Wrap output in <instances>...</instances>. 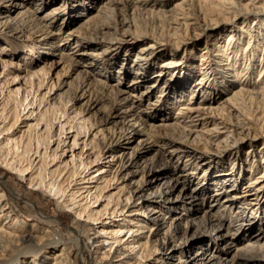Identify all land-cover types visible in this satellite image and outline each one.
I'll return each mask as SVG.
<instances>
[{
    "label": "rangeland",
    "instance_id": "374dc122",
    "mask_svg": "<svg viewBox=\"0 0 264 264\" xmlns=\"http://www.w3.org/2000/svg\"><path fill=\"white\" fill-rule=\"evenodd\" d=\"M107 1L0 0V21L3 20L2 15L9 14L10 17H13L17 11L23 10L22 4H25L30 14L32 13L31 23H35L36 20L40 21L39 24L27 30H23L20 26L16 29L13 26L14 20L11 21L12 26L10 27L0 24L1 190L7 196L8 204L12 206L15 214L26 224L21 231L31 229L27 225L34 223L42 225L43 229L49 227L52 230L61 232L64 238L73 240L77 232L76 228L78 231H85L90 227L98 229L111 225L113 221H121L119 222L120 225L127 224V220L128 223L133 221L142 223L147 216V212H142L141 209L151 204L167 209L168 212L166 218L160 221L157 229L159 239L167 235L168 231L171 232V237L167 238L169 239L168 248L165 251L166 256L162 264H177V262L181 264L179 259L176 258L178 256H181V260L185 261L186 264H201V261L196 257L199 251L205 253L202 255L208 257L207 259L211 257L210 255H214V257H221V260L225 258L227 261L233 254L237 253L235 248L245 241L243 237L240 240L238 239V242L233 240L232 237L235 236L234 232L237 225L230 226L229 232L231 235L226 236L224 240L215 238L212 240V234L215 235L217 231L213 230L214 222H210L209 226L206 225L205 228L208 234L206 233L195 244L191 245V242L195 241L193 236L195 227L190 226L188 219L191 218L194 212L193 208H196L194 215L200 216V218L207 214V211L212 207L214 209L219 208L221 199L231 193L229 189L240 191L245 186L247 177H251L243 176L246 172L243 169L244 171L241 173L238 182L230 186L229 183L234 176L231 180L226 176L225 179L229 180H224L225 187L223 188L225 189L223 190L225 191L222 194L213 196L212 193L215 191V187L210 184L201 192L204 193L202 204L199 200L191 204V194L197 192L196 196L201 197V193L198 192L200 190L199 186L196 184V177L198 174L199 177L201 175V172H198L205 167H209L208 172L211 174L209 173L208 181L211 182L213 181V178H211L212 173H215L220 167V162H224L222 167H230L229 159L212 152L211 155L222 159L213 168L214 163L209 166L210 157L203 159L201 154L194 149V145L188 142V137L181 139L173 137V140L168 138L171 137L172 134L170 135V133L172 132L162 127L161 123L172 122V116L176 114L177 105L170 100L172 93H169V90L167 91V88L164 87L165 83L163 82H165V79L163 81L160 79L156 85L155 83L150 84L155 76L153 70L157 68V62L164 56H153L149 63L144 64L142 61L146 59V56H141L136 61L135 53L140 45L148 40L151 41V39L147 37L133 39L131 37V42L127 44H123L119 40V37L124 38L121 36L119 28L124 23L129 26V20H132L140 28H147L148 32H152L153 37L160 36L163 40H170L171 37L164 35L165 21L167 19L173 20L176 16L178 19L175 20V23L181 24L182 16L188 9V2L182 0H152L150 4L138 6L133 10L128 1L119 0L120 2L115 3V0H112L110 5ZM36 3L40 5L37 7ZM179 3L184 6L182 10L178 5ZM54 5L58 9L52 15H47V10ZM106 5L114 7L112 14L115 15L114 19L116 18V20L111 21L112 23L107 28L100 27L101 29H98V23L105 18L100 8ZM194 16L191 15L186 19L191 25L195 24ZM28 17V13L21 15V18L25 20L29 19ZM117 20L120 24L117 23ZM198 22L208 31L211 30L214 39L221 30L236 28L233 22L228 24H212L199 20ZM130 29L133 28L131 26L129 29L127 28V30ZM49 30L51 32L48 34L47 31ZM52 31H56L58 34L51 35ZM67 33H71L69 37L66 36ZM64 37H68V39L66 41L65 39L61 40ZM75 40H78V45L74 47ZM205 41H207L205 37H201V40H192L190 44L186 45L185 50L180 51V55L186 58L185 62L193 70V76L191 75L190 79L185 80V78H182L185 81L186 89L187 87H193L199 76V58L202 57L204 60H208L211 57L210 49L211 42H213L211 38L207 42L205 50L207 52L204 53L206 56H203V54L200 56L202 47L206 44ZM59 42L61 44L58 45ZM59 48H62L63 53L68 52V54L62 55L64 58L59 56ZM72 52H74V55H72ZM72 56L75 61L77 59L76 62L71 60ZM80 61L83 64H90V67H87L88 69L86 66L84 67L86 72L81 73L84 68L81 66ZM138 64L143 65L146 74L143 70L140 73H144L146 78L143 77L137 81L133 79V76L138 72L133 70ZM118 70H122V72L118 73ZM167 73L169 72L167 71ZM257 77L256 70L249 75V83H259V81H255ZM91 78L94 79L91 88L96 86V89L102 90V84L106 83L109 88L118 90L117 97L119 99H102L97 105L91 103L87 99L89 98L90 87L85 86ZM131 80H134V82H131ZM220 81L221 79H215L208 89L222 85L223 83ZM205 84L209 85L207 81ZM250 85L249 89L258 90V86L250 87ZM160 87L164 88L165 96H159L163 93H160ZM187 91L184 99L189 96ZM197 92L201 94V90L195 91V93ZM219 93L215 95L214 103L221 100L226 92L221 90ZM125 96L127 98L123 99ZM68 97L71 99L68 103H65ZM159 100H162L166 108L162 113L167 115H161V112L157 110ZM144 105L151 108L138 112L140 107ZM102 106H106V109H103ZM126 110L127 112H123ZM109 112H111L110 117L107 115ZM139 113L140 117L143 116L146 120V125L141 124V121L134 122V118ZM144 114H147L148 117H145ZM15 115L17 119L14 122ZM148 131L151 133L148 135L152 137L149 138L150 140L146 135L149 133ZM167 141L170 144H164ZM238 145L230 143V148L235 150V153L239 150L236 157L242 160L245 158L247 145ZM180 147L181 150H175ZM171 150L174 151L171 153ZM120 153H123L125 158L131 153L134 157V163L128 167L129 180L122 181L121 176L116 174L115 179L110 180L109 183L107 182L108 185L105 186L104 181L111 178L110 171L113 172L116 169L117 155ZM191 153L197 157L196 161L199 162V166L194 172L195 177L188 181L182 174L192 170V165L188 163L192 159L186 161L189 158L188 154ZM2 159L14 165L18 161L20 164L28 163L27 173L29 171L38 172L41 167L46 174V179L50 178L53 171L77 168L81 173L75 179L74 177L71 178L65 199L72 192V197L75 198V201H78V204L87 205L88 211L97 212L95 216L99 217L98 220L94 222L84 216L79 217L69 207H61L60 203L57 205L58 202L62 201L60 198L48 192L44 186L38 187L29 184L26 175L11 170L1 161ZM238 159L234 162L235 167L233 170L241 169V161ZM160 172V176L156 177ZM91 175L94 179L90 178ZM175 178L177 182H175ZM150 179L153 180L151 184H149ZM140 180L147 181V185H144L140 193L127 201L125 210H130L121 214L118 207L112 213L115 200L119 196L117 192L125 187L124 182H131L130 187L133 185L140 187V184H142ZM172 185H174V188L171 190ZM99 186H105V188L101 190ZM124 189L120 194L121 199H124L123 194L128 193L126 191L129 187L127 186ZM141 194L144 195L143 198L138 197ZM261 194V201L263 202L264 191ZM109 196L111 198H108ZM108 199L109 203H107ZM197 202L198 204H196ZM212 202L213 204L210 206ZM234 206L229 216L235 214L233 212L236 209ZM38 218L40 221L37 220ZM256 219L264 223V213ZM52 220L53 222H51ZM257 227L258 225L253 228V232L257 233V240L263 242L264 245V233H260ZM123 234L124 232L120 236L123 237L128 233ZM103 237L107 238L104 244L105 249L113 245V240L109 238V234H104ZM228 241L233 245L231 244L225 254ZM182 243L186 246L182 251H173L171 247L173 244ZM86 245L83 252L84 256L88 257L87 264H97V253H95L93 240L86 239ZM71 246H73L71 251L74 258L77 259L78 264H81L80 255L75 252V246L72 244ZM196 249H199L197 253ZM45 250L46 248H43L42 254L39 256L40 259L45 256L47 251ZM262 250L254 256L256 260L259 259L258 261L264 264V248ZM159 252L163 253L162 245L159 246L156 254ZM206 253H209V255ZM153 257L154 255L149 260H143L144 263L151 264L155 262ZM217 259L212 258L208 264H218Z\"/></svg>",
    "mask_w": 264,
    "mask_h": 264
},
{
    "label": "bare ground",
    "instance_id": "6f19581e",
    "mask_svg": "<svg viewBox=\"0 0 264 264\" xmlns=\"http://www.w3.org/2000/svg\"><path fill=\"white\" fill-rule=\"evenodd\" d=\"M111 1L112 0L107 1L109 5L111 4ZM125 1L129 2V6L133 8V10L138 6H143L152 2V0ZM182 1L188 2V9H186V12L182 16L181 24L175 23V20L178 19L176 16H174L173 20L167 19L164 24V35L171 37L170 40H163L160 36L153 37V35H151L152 32H148L146 30L147 28L144 29L140 28V26L138 27V25L136 26L132 20L128 21L129 26L127 23L122 24V27L126 28H119L121 36L124 37H119V40L123 42V44H127L131 42V37H133V39L137 37H147L151 39V41L148 40L146 43L140 45L135 53L136 61L139 57L146 56V59L142 61L144 64L149 63L153 56H164L157 62V68L153 70V75L155 76L150 84L155 83L156 85L160 79L162 81L165 79V82H163L165 83L164 87L167 88V91L169 90V93H172V98H170V100L173 101V104L177 105V111L175 116H172V122L161 123L162 127H165L172 132L170 133V135L172 134L171 137L168 138L173 140L174 138L181 139L188 137V142L194 145V149L201 154L203 159L210 157V160L208 161L209 166L214 163L213 168H215V165L219 163V160L222 161V159L215 157V155H211L212 152L217 153L220 157H227L229 159L230 167H222L224 162H220L221 168L218 166L219 168L215 173H212L213 175L211 178H213V181L211 182L208 181L210 173L208 172L209 167H205L198 172H201L200 177L199 174L196 177V184L200 189L198 192L201 193L206 189V186L211 184V186L215 187V191L212 193L213 196L222 194V192L225 191L223 190L225 189L223 188L225 187L223 183L224 180H231L232 176H234L233 180L229 183L230 186H233L241 177V173L244 171L243 169L246 171L243 176L251 177H247L245 186L240 191L229 189L231 190V193L221 199L219 208L214 209L212 207L210 210L208 209L209 211H207V214L203 217L201 216V218L200 216L194 215L196 208H193L192 210L194 212L192 213L191 218L188 219L190 226L195 227L193 233L195 241L191 242V245L195 244V242L202 238L203 235H206V233L208 234V232L205 231V228L206 225L209 226L210 222H214L213 230L217 231L215 235L212 234V240H214V238L224 240L226 236L231 235L229 232L230 226L237 225L234 232L235 236L232 237L233 240H237L238 242V239L240 240L242 237L245 238L243 239L245 241L235 248L237 253L233 254L226 261L225 258L221 260V257H214V255H210L211 257L207 259L208 257L203 256L205 253L196 249V253L199 251L196 257L201 261V264H208L212 258H218V264H261V261H258L259 259L256 260L254 255L257 252L263 251L262 249L264 248V245L263 242L257 240V233L253 232V228H256L258 225L257 229L260 233H264V223H261L256 219L264 213V201H261V192L264 191V0ZM107 2L106 4H108ZM118 2L120 1L115 0V3ZM35 5L38 7L40 4L36 3ZM178 5L181 10L184 8L180 3ZM21 6L23 10L17 11L13 17H10L9 14H6L5 16L2 15L3 20L0 21V24L10 27L12 26L11 21L14 20L13 26H15L16 29L20 26L23 30H27L40 23V21L37 20L35 23H31L32 13L30 14L28 8L25 7V4H22ZM56 9L58 8L54 5L51 9H48L49 11L47 10L46 14L52 15ZM100 9H102L100 11L105 18L101 22L98 21V29L107 28L112 23L111 21L116 20V18L114 19L115 15L112 14L114 7L106 5ZM27 13L29 19L25 20L24 18H21V15ZM191 15H195L193 18L195 21L194 25H191L186 21ZM17 16L20 18H17ZM198 20L203 22L207 21L212 24H228L233 22L236 28L221 30L218 35L219 37L217 36L214 39L211 30L208 31L205 27H202ZM117 23L120 24L118 20ZM130 26L133 29L127 30ZM50 32L51 30L47 31L48 34ZM52 34L55 35L58 33L52 31L51 35ZM70 34L71 33H67L66 36L69 37ZM68 37H64L61 40L65 39L66 41ZM201 37L207 38V41H205L206 44L202 47V53L200 56H202V54L203 56H206L204 53L207 52L205 51L208 44L207 42L210 38L211 40L213 39L210 49L211 57L208 60H204L202 57L199 58V76L193 85L194 88L187 87L186 89L184 84L185 81L182 78H185V80L190 79V76H193V70L188 66L189 64L185 62L186 58L180 55V51L185 50L186 45L190 44L192 40H201ZM77 41L78 40H75L74 47L78 45ZM59 44L61 43L59 42L58 45ZM58 50L60 54L59 56H62L65 53L68 54V52L63 53L62 48H59ZM72 55H74V52H72ZM62 58L64 57L62 56ZM71 60L75 61L74 57ZM81 66H83V68L86 66L87 68L90 67V64L82 63ZM142 66V64H138L137 67L134 68L133 71L138 72L133 76L134 80L138 81V79L145 77L144 73H140L142 70L145 71ZM86 68L82 69L81 73L86 72ZM256 70L258 77L255 81H259V83H249V75L253 74ZM167 71L169 73H167ZM117 72H122V70H118ZM215 79H221L220 82L223 84L218 85L217 87L213 86V88L211 87L209 90L208 88ZM134 80H131V82H134ZM93 81L94 79L91 78L87 83L85 82V86L90 87L89 98L87 99L91 101V103H96L97 105L102 99H119L117 97L118 90L116 91L111 87L109 88L106 83L102 84V90L96 89V86H94L95 88H91ZM206 81L209 85L205 84ZM95 83L97 84L96 80ZM249 84H251L250 87L258 86V90H255L254 88L249 89ZM89 89L87 90L89 91ZM220 89L222 91L224 90L226 93L222 97L223 99L221 98V100L214 103L213 99L216 94H220ZM199 90H201V94H198V92L195 93V91ZM186 91L189 93V96L187 99H184ZM160 93L159 96L164 95V88L160 87ZM124 98L127 97L125 96L123 99ZM70 99L71 98L68 97L65 103H68ZM102 107L103 109H106V106ZM157 107V110L161 112V115H167L162 113L166 109L162 100H159ZM150 108L151 107L144 105L140 107L138 112L146 111ZM127 110L123 112H127ZM107 115L111 116V112ZM144 115L145 117H148L147 114ZM136 116L137 117L134 118L135 123L141 121V124L146 125V120L143 116V118L140 117V113ZM16 119L15 115L14 122ZM148 134L151 133L149 132L146 134L149 139L151 135ZM230 143L239 144L238 146H240V144H243L242 146L247 145V148H245L244 159L240 160L236 157L239 150L235 153V150L230 148ZM164 144H170V142L167 141ZM175 150H181V147ZM173 151L174 150H171V153ZM120 154L117 155L118 160L117 166H115L116 169L113 172L110 171L111 178L107 181L105 180L106 182L104 181V183H106L105 186L108 185L107 182L109 183L110 180L112 181L115 179L116 174L121 176L120 178L122 181L129 180L128 167L134 163V157L132 156V153L127 158H125L123 153ZM191 154H188L189 158L186 159V161L192 159L191 162H188L192 165V170L182 174L188 181L195 177L194 172L199 166V162L196 161L197 157ZM232 154L234 155L232 156ZM177 156L179 155L177 154ZM237 159L241 161V169L233 170L235 167L234 162ZM1 161L4 162L7 167L11 168V170L26 175L29 184L38 187L44 186L48 192L60 198L62 201L58 202L57 205L60 203L61 207H69V209L73 210L79 217L84 216L86 219L93 220L94 222L98 220L99 217L95 216L97 212L93 213L92 211H88L87 205L83 206L78 204V201H75V198L72 197V192L69 194L68 198L65 199L71 178L74 177L75 179V177L81 173L77 168L53 171L50 174V178L46 179V174L41 167L38 172L29 171V173H27L29 168L28 163L20 164L18 161V163L14 165L11 162H5L4 159ZM260 169L261 171H259ZM160 174L161 172L159 175H156V177L160 176ZM92 175L90 178H93ZM226 176H228L229 179H225ZM174 180L177 182L176 178ZM140 181L142 183L140 184V187L133 184V186L130 187L129 184L131 182H124L125 187L117 192L119 196L115 200L112 213L118 207V209L121 210V214L124 211L130 210H125L127 207V201L140 193L144 188L143 186L147 185V181ZM151 182H153L152 179H150L149 184H151ZM105 186H99V189L101 188L102 190ZM127 186L129 187L126 191L128 193L125 195L123 194L124 199H121V191L125 190L124 188ZM173 188L174 185L171 186V190ZM250 189H252V191H250ZM196 195L197 192L191 194V204L198 200L201 201L200 203L202 204L204 193L200 194L201 197H197ZM138 197L143 198L144 195L141 194ZM6 198L7 196L3 190H1L0 185V264H78L77 259L74 258V254L71 251L73 248L71 244L75 246V252L77 255H80L81 264H87L88 257L86 258L83 252L87 246L86 239H92L94 242L93 246L95 247V253H97V264H146L143 260H149L152 255H154L153 259L155 262L151 264H162L164 257L166 256L165 251L168 248L167 243L169 241L167 238L171 237V232L168 231L167 235L163 236L161 239L158 238V225L162 219L166 218V214L168 213L167 209L165 210L162 207L150 204L145 208H142V212H147V216L142 223H137L136 221L128 223L127 220V224L120 225L121 223L119 222L121 221H113L111 225L100 227L98 229L90 227L88 230L78 231L76 228L75 230L77 232L73 240H67L63 237L61 232L52 230L49 227L43 229L41 227L42 225L40 226L34 223L27 225L31 229L21 231L26 224L18 218L12 206L8 204ZM108 198L111 197L109 196ZM167 200L170 201L169 198H167ZM107 203H109V199ZM196 204H198V202ZM212 204L213 202L210 203V206ZM233 206L236 208L233 210L235 214L229 216L232 212L231 209ZM37 220L40 221L39 218ZM51 222H53V220ZM91 230H93V232H91ZM122 232H124V234L127 232L128 234H123L124 236L121 237L120 234ZM104 234H109V238L113 240V245L109 246L107 249L104 248L105 240H107L106 237H103ZM231 244L233 245V243L229 241L226 244L227 250L225 251V254L228 252ZM160 245H162L163 253L159 252L156 254ZM171 247L173 248V251H182L186 246L182 243L178 245L173 244ZM43 248H46L47 251L45 250V256L40 259L39 256L42 254ZM206 254L209 255V253ZM176 258L179 259L181 264H186L185 261L181 260V256ZM177 264L179 263L177 262Z\"/></svg>",
    "mask_w": 264,
    "mask_h": 264
}]
</instances>
